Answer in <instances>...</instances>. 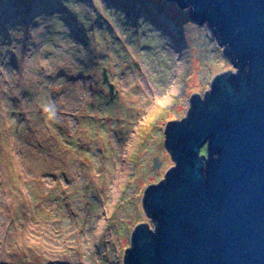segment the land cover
Segmentation results:
<instances>
[{"label": "rangeland", "instance_id": "374dc122", "mask_svg": "<svg viewBox=\"0 0 264 264\" xmlns=\"http://www.w3.org/2000/svg\"><path fill=\"white\" fill-rule=\"evenodd\" d=\"M191 13L0 0V264H124L137 226L154 228L143 203L174 165L166 125L235 71Z\"/></svg>", "mask_w": 264, "mask_h": 264}, {"label": "water", "instance_id": "95a60500", "mask_svg": "<svg viewBox=\"0 0 264 264\" xmlns=\"http://www.w3.org/2000/svg\"><path fill=\"white\" fill-rule=\"evenodd\" d=\"M167 1L208 26L235 71L166 125L175 165L146 189L154 228L137 226L124 264H264V0Z\"/></svg>", "mask_w": 264, "mask_h": 264}, {"label": "flooded vegetation", "instance_id": "af4514ba", "mask_svg": "<svg viewBox=\"0 0 264 264\" xmlns=\"http://www.w3.org/2000/svg\"><path fill=\"white\" fill-rule=\"evenodd\" d=\"M167 151H168V150H167ZM168 152H169V151H168ZM169 153H170V152H169ZM170 154H171V153H170ZM155 158H156V157H155ZM158 162H159V167H161L162 162L160 161V159L158 160ZM154 165H155V160H154ZM174 165H175V163H174ZM174 165H173V166H174ZM159 167H158V168H159ZM155 169H156V168H155ZM165 177H166V175H165ZM164 179H165V178H164ZM164 179H163V180H164ZM163 180H162V181H163ZM160 182H161V181H160ZM149 218H150V217H149ZM150 219H151V218H150ZM151 220H152V219H151ZM152 221H153V220H152ZM153 222H154V221H153Z\"/></svg>", "mask_w": 264, "mask_h": 264}, {"label": "bare ground", "instance_id": "6f19581e", "mask_svg": "<svg viewBox=\"0 0 264 264\" xmlns=\"http://www.w3.org/2000/svg\"><path fill=\"white\" fill-rule=\"evenodd\" d=\"M195 25H197V24H195ZM224 53V52H223ZM225 55V54H224ZM226 56V55H225ZM227 57V56H226ZM228 58V57H227ZM229 59V58H228ZM147 87H148V89L149 90H151V87L147 84Z\"/></svg>", "mask_w": 264, "mask_h": 264}, {"label": "trees", "instance_id": "16d2710c", "mask_svg": "<svg viewBox=\"0 0 264 264\" xmlns=\"http://www.w3.org/2000/svg\"><path fill=\"white\" fill-rule=\"evenodd\" d=\"M203 151H204V148H203ZM203 151H202V153H203ZM205 154H207V149H206V152H205Z\"/></svg>", "mask_w": 264, "mask_h": 264}]
</instances>
